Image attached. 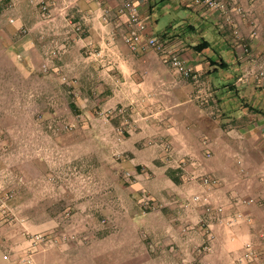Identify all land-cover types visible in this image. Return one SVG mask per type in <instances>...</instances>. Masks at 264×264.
I'll list each match as a JSON object with an SVG mask.
<instances>
[{
    "label": "rangeland",
    "instance_id": "obj_1",
    "mask_svg": "<svg viewBox=\"0 0 264 264\" xmlns=\"http://www.w3.org/2000/svg\"><path fill=\"white\" fill-rule=\"evenodd\" d=\"M30 6L0 0V264H215L221 254L264 264V107L243 102L250 118L232 119L198 76L162 58L198 106H212L195 133L172 123L161 81L150 86L143 69L142 89L119 77L120 55L139 53L126 26L89 42L72 1ZM235 148L245 164L234 165ZM220 227L249 238L219 240Z\"/></svg>",
    "mask_w": 264,
    "mask_h": 264
},
{
    "label": "crops",
    "instance_id": "obj_2",
    "mask_svg": "<svg viewBox=\"0 0 264 264\" xmlns=\"http://www.w3.org/2000/svg\"><path fill=\"white\" fill-rule=\"evenodd\" d=\"M10 1L14 9L28 10L37 0ZM70 1L84 17L87 32L84 39L89 42L113 41L115 38L108 32L109 25L126 26L128 29L127 14L121 11L125 0ZM131 1L146 25V37L156 36L164 42L166 50L179 51L184 64L202 81L203 89H210V97L214 96L221 102L222 112L230 111V118L240 120L245 116L250 118L248 107L243 106V102L250 103L252 107H264V84L251 76L239 82L240 77L247 71L255 72L264 64V0H234L235 4L242 7L244 13L231 14L232 24H228L226 17L218 11L198 5L195 0ZM106 10L112 15L108 24L103 14ZM254 32L256 34L252 36ZM203 41L208 42L209 47L200 52L194 50V47ZM244 47L249 48L251 55L246 56L243 53ZM158 54L153 51H147L145 55L140 52H124L120 55L122 62L119 65V77L122 76L126 83L131 81L134 87L142 89L140 71L146 70L150 75V86L156 81L166 85L167 92L161 103L170 111L172 123H185V126L194 129L195 133L203 134L205 131L202 127L205 122H210L211 118L207 113L212 106L205 109L198 106L192 97L191 82L180 79L169 67L164 66L160 60L162 54ZM230 93L234 96V102L227 99L231 96ZM255 116L261 115L256 112ZM173 133L174 130L171 131V134ZM247 134L244 133L243 136ZM232 151L237 156L234 165L245 164L242 157L246 151L238 148ZM254 205L246 207V212L247 216L256 218ZM240 233H243L242 237H239ZM233 235L242 241L249 238L247 233L244 234L238 227L233 230L220 227L217 230L219 240ZM236 246L238 247L236 244H233L232 248L219 247L228 250L236 249ZM215 264H229V261L221 254Z\"/></svg>",
    "mask_w": 264,
    "mask_h": 264
},
{
    "label": "built area",
    "instance_id": "obj_3",
    "mask_svg": "<svg viewBox=\"0 0 264 264\" xmlns=\"http://www.w3.org/2000/svg\"><path fill=\"white\" fill-rule=\"evenodd\" d=\"M195 2L198 5H203L209 10L218 11L221 13L226 17L228 24L233 23L231 14L242 15L244 13L242 7L235 4L234 0H195ZM46 8V5L42 6L43 14L45 13ZM123 10L126 12L128 17V30L124 35V41L132 51L141 52L151 48L154 51L162 54V58H164V60L167 61L175 71L182 74L185 78H190L195 82L198 81L196 74L193 73L191 68L184 64L183 59L178 53H171L169 55V53H166L167 50L165 49L164 42L161 39L156 36L146 37V25L143 19L140 17L137 7L131 0L124 1ZM255 34V32L252 33V36H255ZM243 53L246 56L251 55L250 50L247 47L243 48ZM247 76H251L254 80L264 84V64L259 68V70L255 72L247 71L240 77L239 82H242L244 78H247ZM201 181L204 186H212L217 184V181L211 177L202 178ZM243 202L244 204L249 205L252 202V199ZM222 210V207H218L216 209V217L222 213ZM207 211H210V209H207ZM236 217L242 218L243 216L241 214H237ZM208 238L210 239L211 235H209ZM244 248L245 253L242 255L243 257L241 256L239 259L240 263L245 261L247 258H250L253 254L249 245H246Z\"/></svg>",
    "mask_w": 264,
    "mask_h": 264
},
{
    "label": "trees",
    "instance_id": "obj_4",
    "mask_svg": "<svg viewBox=\"0 0 264 264\" xmlns=\"http://www.w3.org/2000/svg\"><path fill=\"white\" fill-rule=\"evenodd\" d=\"M209 47V43L206 41L201 42L199 45L194 47V50H196L197 52L202 51L203 49ZM223 64V63H222Z\"/></svg>",
    "mask_w": 264,
    "mask_h": 264
}]
</instances>
